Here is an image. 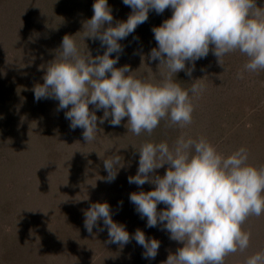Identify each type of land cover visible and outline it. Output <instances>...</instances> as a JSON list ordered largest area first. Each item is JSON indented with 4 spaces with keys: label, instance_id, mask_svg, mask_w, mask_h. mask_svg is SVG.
Segmentation results:
<instances>
[{
    "label": "rangeland",
    "instance_id": "1",
    "mask_svg": "<svg viewBox=\"0 0 264 264\" xmlns=\"http://www.w3.org/2000/svg\"><path fill=\"white\" fill-rule=\"evenodd\" d=\"M94 3L0 0V264H164L183 245L171 240L161 226L147 227L146 218L129 200L132 192L155 187L128 182L138 170L137 148L145 142H166L171 147L182 134L204 138L225 157L243 147L250 165L264 167V70H245L248 58L238 50L226 55L221 67L210 48L206 58L195 62L191 76L181 71L183 76L173 77L177 83L182 80L184 90H190L196 79L204 85L196 95L189 91L194 110L192 123L185 128L169 127L162 120L151 135L137 136L125 127L127 117L116 127L98 120L96 139L87 144L82 129L70 128L66 110H57L58 101L37 102L33 87L43 83L65 35L73 36L82 55L96 57L106 51L99 40L83 39V22L92 17ZM256 3L264 8V0ZM108 5L113 25L132 12L123 0H108ZM172 14L171 8L162 14L149 10L147 21L119 41L123 52L115 66L128 65L134 78L158 83L159 61L148 59L157 47L152 29ZM186 67L192 68V62ZM89 108L95 110L93 105ZM103 114L96 111L98 118ZM115 155L123 167L109 183L103 159ZM167 169L166 164L154 175L163 176ZM96 202H108L113 220L130 235L141 229L147 238L158 239L155 259L143 258L144 249L135 240L121 247L108 243L107 229L87 232L84 210ZM157 208L163 210L165 205ZM241 228L250 234L249 246L228 254L224 264H245L250 256L264 253V213L249 216Z\"/></svg>",
    "mask_w": 264,
    "mask_h": 264
},
{
    "label": "clouds",
    "instance_id": "2",
    "mask_svg": "<svg viewBox=\"0 0 264 264\" xmlns=\"http://www.w3.org/2000/svg\"><path fill=\"white\" fill-rule=\"evenodd\" d=\"M123 3L132 9L127 20L113 25L108 0H95L92 17L83 22V39L99 40L106 48L102 55H82L73 36L65 35L55 60L47 66L43 83L33 87L37 102L58 101L57 110H66L70 128L82 129L87 144L96 139L98 120L116 127L127 117L125 127L137 136L142 132L151 135L162 120L169 127L190 125L194 109L189 91L196 95L204 85L196 79L190 90H184L173 77L181 71L191 76L195 62L206 58L210 48L221 67L223 58L238 50L248 58L245 70H264V8L258 7L256 0ZM168 8L173 14L153 27L157 47L148 54L151 61H159L160 81L134 78L128 65L116 67L123 52L119 41L147 21L149 10L162 14ZM113 53L117 55L113 57ZM141 59L143 63L144 57ZM189 61L192 68L186 67ZM98 110H103V117H97ZM137 150L138 170L128 182L141 188L145 183L155 187L132 192L129 200L140 217L146 218L147 227L161 226L171 240L183 245L164 264H224L228 254L248 248L250 234L242 231L241 225L249 216L264 213V167L250 165L245 148L225 157L206 139L182 134L171 147L166 142H145ZM103 164L106 182H113L123 167L121 157H108ZM166 164L163 176L154 175ZM158 204L165 208L158 210ZM84 227L89 233L94 227L107 229L108 243L121 247L135 240L144 249L145 259H155L158 254L160 241L147 238L141 229L130 235L124 225L113 220L108 202H96L84 210ZM245 264H264V253L250 256Z\"/></svg>",
    "mask_w": 264,
    "mask_h": 264
},
{
    "label": "trees",
    "instance_id": "3",
    "mask_svg": "<svg viewBox=\"0 0 264 264\" xmlns=\"http://www.w3.org/2000/svg\"><path fill=\"white\" fill-rule=\"evenodd\" d=\"M177 76H183V73L179 72V73H177ZM179 84H180V86H181V84H183L182 80L179 81ZM64 241H66V240H64Z\"/></svg>",
    "mask_w": 264,
    "mask_h": 264
}]
</instances>
